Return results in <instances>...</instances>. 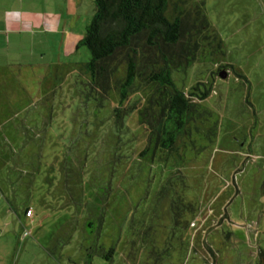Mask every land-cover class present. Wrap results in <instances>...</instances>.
Here are the masks:
<instances>
[{
    "label": "rangeland",
    "instance_id": "374dc122",
    "mask_svg": "<svg viewBox=\"0 0 264 264\" xmlns=\"http://www.w3.org/2000/svg\"><path fill=\"white\" fill-rule=\"evenodd\" d=\"M202 2L210 36L172 77L215 93L171 157L149 146L141 106L117 129L116 93L91 90L84 46L17 53L21 73L0 88L3 264H264V0ZM172 203L194 210L176 224Z\"/></svg>",
    "mask_w": 264,
    "mask_h": 264
},
{
    "label": "trees",
    "instance_id": "16d2710c",
    "mask_svg": "<svg viewBox=\"0 0 264 264\" xmlns=\"http://www.w3.org/2000/svg\"><path fill=\"white\" fill-rule=\"evenodd\" d=\"M92 3L91 19L78 42L90 55L85 69L91 90L100 97L114 90L117 107L113 117L117 129L125 127L127 111H136L141 106L137 124L149 131V146L171 157L179 141L183 147L191 124L201 117L199 103L215 93L214 80L179 89L172 77L174 71L184 69L194 60L210 36L202 0H92ZM221 70L226 71V66L217 64L211 76L215 79ZM167 184L163 194L170 190ZM179 207L176 203L170 206L178 217L176 224H181L180 214L194 210L189 204L183 205V209ZM28 209L33 213L30 206L25 207L24 218ZM141 233L145 239L146 231ZM112 252L109 249L110 255L105 258L109 263L113 262ZM84 264H92L89 254Z\"/></svg>",
    "mask_w": 264,
    "mask_h": 264
},
{
    "label": "crops",
    "instance_id": "0c3cea01",
    "mask_svg": "<svg viewBox=\"0 0 264 264\" xmlns=\"http://www.w3.org/2000/svg\"><path fill=\"white\" fill-rule=\"evenodd\" d=\"M86 1L91 0H0V88L15 82V73H21L17 70L23 66L16 57L18 52H46L50 42H57L59 50L64 52H67V42H70L69 48L73 50L72 44L82 39L83 27L89 21L82 18ZM228 70L226 66V78ZM3 191L0 184V204L5 198L12 209ZM9 194L13 195L12 186ZM2 215L0 213V219ZM19 218L17 216V220ZM25 219L33 222V218ZM213 221H210L211 227L216 223ZM253 238H259L257 232L253 233ZM201 248L212 253L211 246L202 244ZM0 264H3L2 259Z\"/></svg>",
    "mask_w": 264,
    "mask_h": 264
},
{
    "label": "built area",
    "instance_id": "2783aa9c",
    "mask_svg": "<svg viewBox=\"0 0 264 264\" xmlns=\"http://www.w3.org/2000/svg\"><path fill=\"white\" fill-rule=\"evenodd\" d=\"M32 216H33L32 211H31L30 209L26 210V212H25V217L30 218V217H32ZM190 226H194V225H193V222L190 223ZM26 235H28L27 232L23 233V237L26 236Z\"/></svg>",
    "mask_w": 264,
    "mask_h": 264
},
{
    "label": "water",
    "instance_id": "95a60500",
    "mask_svg": "<svg viewBox=\"0 0 264 264\" xmlns=\"http://www.w3.org/2000/svg\"><path fill=\"white\" fill-rule=\"evenodd\" d=\"M218 77H219L220 79H225V78H226V71L221 70V71L219 72V74H218Z\"/></svg>",
    "mask_w": 264,
    "mask_h": 264
}]
</instances>
